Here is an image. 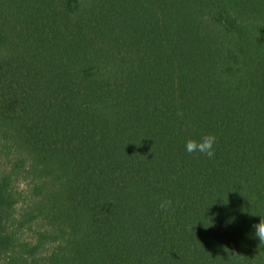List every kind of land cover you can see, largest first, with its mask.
<instances>
[{
    "label": "trees",
    "instance_id": "1",
    "mask_svg": "<svg viewBox=\"0 0 264 264\" xmlns=\"http://www.w3.org/2000/svg\"><path fill=\"white\" fill-rule=\"evenodd\" d=\"M0 165V264H264V0H0Z\"/></svg>",
    "mask_w": 264,
    "mask_h": 264
},
{
    "label": "clouds",
    "instance_id": "2",
    "mask_svg": "<svg viewBox=\"0 0 264 264\" xmlns=\"http://www.w3.org/2000/svg\"><path fill=\"white\" fill-rule=\"evenodd\" d=\"M216 143V137L212 134H206L201 137L200 140L188 139L185 144L186 151L189 155L193 153H199L205 155L211 159L214 156V145ZM172 200H161L159 207L163 212H168L172 208ZM255 229V237L259 240L260 244H264V217H260L258 224L253 225Z\"/></svg>",
    "mask_w": 264,
    "mask_h": 264
},
{
    "label": "rangeland",
    "instance_id": "3",
    "mask_svg": "<svg viewBox=\"0 0 264 264\" xmlns=\"http://www.w3.org/2000/svg\"><path fill=\"white\" fill-rule=\"evenodd\" d=\"M1 168H2V167H1V165H0V170H1Z\"/></svg>",
    "mask_w": 264,
    "mask_h": 264
}]
</instances>
